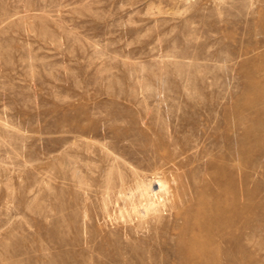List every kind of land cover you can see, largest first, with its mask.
Wrapping results in <instances>:
<instances>
[{"label":"rangeland","instance_id":"374dc122","mask_svg":"<svg viewBox=\"0 0 264 264\" xmlns=\"http://www.w3.org/2000/svg\"><path fill=\"white\" fill-rule=\"evenodd\" d=\"M0 264H264V0H0Z\"/></svg>","mask_w":264,"mask_h":264},{"label":"bare ground","instance_id":"6f19581e","mask_svg":"<svg viewBox=\"0 0 264 264\" xmlns=\"http://www.w3.org/2000/svg\"><path fill=\"white\" fill-rule=\"evenodd\" d=\"M254 6V5H253ZM243 13V12H242ZM203 39V38H202ZM208 41V40H207ZM187 42H188V40H187ZM186 42V43H187ZM189 45V44H188ZM191 45H192V43H191ZM220 45V44H219ZM251 45V44H250ZM261 46V45H260ZM263 46V45H262ZM200 48V47H199ZM208 48V47H207ZM222 50V49H221ZM220 50V51H221ZM183 53V52H182ZM184 54H186V53H184ZM223 54H225L224 52H223ZM236 54V53H235ZM201 57V56H200ZM218 57V56H217ZM224 57V56H223ZM212 59V58H211ZM223 59V58H222ZM226 59V58H225ZM214 60V59H213ZM246 60V59H245ZM229 61V60H228ZM232 61V60H231ZM225 62V61H224ZM234 63V62H233ZM249 64V63H248ZM236 65V64H235ZM195 105V104H194ZM234 106V105H233ZM196 107V106H195ZM172 108V107H171ZM236 108V107H235ZM231 109V108H230ZM237 109V108H236ZM228 112V111H227ZM233 120V119H232ZM238 121V120H237ZM231 123V122H230ZM240 124V123H239ZM234 125V124H233ZM235 125H236V123H235ZM120 126V125H119ZM232 128V127H231ZM177 129V128H176ZM234 129V128H233ZM240 141V140H239ZM233 145V144H232ZM187 149V148H186ZM228 149V148H227ZM233 149V148H232ZM228 151V150H227ZM231 151V150H230ZM227 153V152H226ZM239 153V152H238ZM232 154V153H231ZM235 155H238L237 153L235 154ZM239 158V157H238ZM234 160V159H233ZM233 162V161H232ZM237 165H238V163H236ZM224 166V165H223ZM215 167V166H214ZM218 167V166H217ZM233 167V166H232ZM229 170V169H228ZM155 176V175H154ZM202 180V179H201ZM218 180V179H217ZM152 181V180H151ZM199 181V180H198ZM120 183V182H119ZM168 183V182H167ZM170 183V182H169ZM221 183V182H220ZM219 183V184H220ZM122 184V183H121ZM142 184H144V186L141 188V185L139 186L140 188H141V196H144V198H145V203L144 204H142L143 202H141V204H135L133 207H132V209H131V211H132V214H133V218L135 217L136 219H140V220H142V219H144L145 217H147V216H152L153 218H155V219H158L159 217H160V212H162L161 211V206H165L166 207V205H172V202H173V200H174V193H172V192H170L169 191V185H166V181L164 180V178H157V179H155L152 183H150V181H149V183L147 182V184L148 185H145V183H143L142 182ZM119 185V184H118ZM167 186H169V187H167ZM222 186V185H221ZM114 188H116V186H114V185H112V183L110 184L109 182H106L104 185H103V189L105 190V191H107V192H109L111 189H114ZM179 188V187H178ZM224 188V187H223ZM220 189V188H219ZM177 191H178V189H176ZM227 189L225 188V191H226ZM190 191V190H189ZM138 192V191H137ZM175 192V191H174ZM181 192V191H180ZM193 192V191H192ZM197 192V191H196ZM219 192V191H218ZM224 192V191H223ZM114 193V192H113ZM117 193L120 195V194H123L124 192H123V189H122V185H120V186H118V190H117ZM194 193H195V191H194ZM199 193V192H198ZM230 194H231V192H229ZM115 194V193H114ZM118 194H117V196H118ZM138 194H140V193H138ZM193 194V193H192ZM220 194H221V191H220ZM219 194V195H220ZM233 194V193H232ZM231 194V195H232ZM241 194V193H240ZM151 195V196H150ZM152 195H153V197L154 196H157L158 198H156V200L157 199H159V200H157V202H154L155 201V199L153 200V198H152ZM198 195H200V194H198ZM205 195V194H204ZM225 195H226V193H225ZM230 195V196H231ZM129 196V195H128ZM138 196V195H137ZM140 196V197H141ZM186 196V195H185ZM207 196V195H206ZM130 197V196H129ZM128 197V198H129ZM140 197H138V198H140ZM151 197V198H150ZM187 197V196H186ZM209 197V196H208ZM141 198H143V197H141ZM155 198V197H154ZM195 199H193V200H195V201H193V204H194V211H195V213L193 214V215H196V216H205V218H210L211 217V215L212 214H214L215 212H216V210H218L216 207H218V206H215V207H213L212 205H210V204H207V203H205V201L203 200V198H201V197H197V194H196V197H194ZM212 198H214V197H212ZM220 198V197H219ZM225 198V197H224ZM229 198V197H228ZM152 199V200H151ZM217 199V198H216ZM231 199V198H230ZM122 200H127V198H123ZM137 200V199H136ZM210 200V199H209ZM222 200V199H221ZM220 200V201H221ZM229 200V199H228ZM207 201H208V199H207ZM212 201V200H211ZM218 201H219V199H218ZM137 202H138V200H137ZM136 202V203H137ZM188 205H190L191 204V206H192V203H191V201H190V203H187ZM211 204H212V202H211ZM222 204V203H221ZM224 205H225V203H224ZM223 205V206H224ZM176 206V205H175ZM170 207L171 206H169V209H170ZM181 207V206H180ZM222 207V206H221ZM178 208V207H177ZM220 208V207H219ZM163 209V208H162ZM188 209L190 210V209H192L191 207L189 208L188 207ZM193 209L191 210V211H193ZM164 210V209H163ZM234 210V209H233ZM119 211V210H118ZM185 211H187V210H185ZM184 211V212H185ZM215 211V212H214ZM120 212H121V210H120ZM188 212H190V211H188ZM224 212V211H223ZM187 213V212H186ZM217 213H218V211H217ZM233 213V212H232ZM234 213H235V211H234ZM187 215V214H186ZM162 216V215H161ZM185 216V215H184ZM183 216V217H184ZM129 217L130 216H128L127 215V218L129 219ZM171 217V216H170ZM181 217V216H180ZM190 217V216H189ZM217 217V214H215V215H213V217L212 218H216ZM236 217V216H235ZM185 218V217H184ZM197 218V217H196ZM151 219V218H150ZM160 219H162V218H160ZM227 219V218H226ZM241 219V218H240ZM174 220L176 221V218H174ZM178 220V219H177ZM154 221V220H153ZM161 221V220H160ZM186 221H187V219H186ZM190 221V220H189ZM188 221V223H190ZM226 221V220H225ZM176 222H178V221H176ZM232 223V222H231ZM186 224V223H185ZM184 224V225H185ZM224 224V223H223ZM222 224V226H224ZM183 225V226H184ZM227 225V224H226ZM221 226V227H222ZM188 227V226H187ZM186 227V225H185V227H184V229L185 228H187ZM192 228H191V230H188V231H190V233H189V235L187 236V237H185L184 239H185V241L183 242V240H182V242L184 243V245L185 246H187L186 247V251H185V249H184V251L188 254V257L190 256V257H193V258H199V259H202V258H205L206 257V255L208 254V252H210L211 250H213V249H215V248H211V247H209V245L208 244H206V239L204 238L205 236H202V232H201V229L202 228H200V227H202L201 225H200V222H197V220H196V222H194V224H193V226H191ZM176 228H178V227H176ZM175 228V229H176ZM226 228V227H225ZM182 230V229H181ZM186 230V229H185ZM223 231H225L224 230V228L222 229ZM221 230V231H222ZM184 232V231H183ZM185 233V232H184ZM184 233H183V235H184ZM209 233V232H208ZM223 233V232H222ZM221 233V234H222ZM179 234V233H178ZM180 234H182L181 233V231H180ZM206 234V233H205ZM219 234H220V232H219ZM220 234V237L222 236ZM186 235V234H185ZM223 235H224V233H223ZM176 236H178V235H176ZM235 236V235H234ZM180 238V237H179ZM236 238H238V237H236ZM177 239H178V237H177ZM183 239V238H182ZM207 239H209V236H208V238ZM213 239V238H212ZM116 241V240H115ZM209 241H210V239H209ZM178 242V241H177ZM180 242V241H179ZM215 243V242H214ZM179 244V243H178ZM177 244V245H178ZM181 244V243H180ZM179 244V245H180ZM216 244V243H215ZM179 245H178V247H179ZM236 246V245H235ZM178 247H176V248H178ZM184 247V246H183ZM182 247V248H183ZM237 247V246H236ZM176 250V249H175ZM179 251H180V248H179ZM215 251V250H214ZM181 252H182V249H181ZM212 252V251H211ZM183 254H185L184 252H183ZM215 254H216V252H215ZM181 255H182V253H181ZM209 255V254H208ZM184 256V255H183ZM208 258H209V256H207ZM187 258V257H186ZM207 258V259H208ZM135 259V258H134ZM188 259V258H187ZM198 259V260H199ZM206 259V258H205ZM211 260V259H210ZM200 261V260H199ZM194 263V262H193ZM212 263V262H211Z\"/></svg>","mask_w":264,"mask_h":264}]
</instances>
